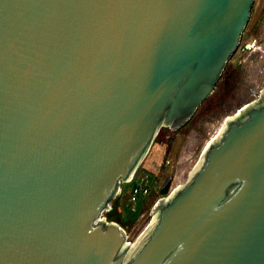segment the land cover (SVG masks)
Returning <instances> with one entry per match:
<instances>
[{"label":"water","instance_id":"water-1","mask_svg":"<svg viewBox=\"0 0 264 264\" xmlns=\"http://www.w3.org/2000/svg\"><path fill=\"white\" fill-rule=\"evenodd\" d=\"M255 0H0V264H264V86L141 234L101 218L184 125Z\"/></svg>","mask_w":264,"mask_h":264},{"label":"rangeland","instance_id":"rangeland-1","mask_svg":"<svg viewBox=\"0 0 264 264\" xmlns=\"http://www.w3.org/2000/svg\"><path fill=\"white\" fill-rule=\"evenodd\" d=\"M264 86V0H255L238 49L229 59L212 94L181 127L160 128L148 153L129 183H122L119 193L101 218L117 223L133 242L148 225L154 204L163 196L160 190L172 178L169 191L183 184L210 139L222 128L227 116L258 99ZM136 181L148 191L136 201L130 189Z\"/></svg>","mask_w":264,"mask_h":264},{"label":"built area","instance_id":"built-area-1","mask_svg":"<svg viewBox=\"0 0 264 264\" xmlns=\"http://www.w3.org/2000/svg\"><path fill=\"white\" fill-rule=\"evenodd\" d=\"M147 191H148V189H147V187L144 186V184L136 181L135 183H133V185L130 189V200L133 202V201L138 200L141 197H144L146 195Z\"/></svg>","mask_w":264,"mask_h":264}]
</instances>
